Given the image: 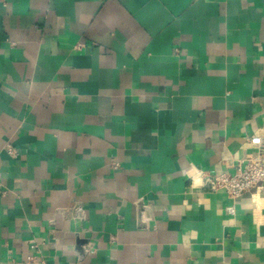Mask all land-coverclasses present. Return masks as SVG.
<instances>
[{"label": "crops", "instance_id": "0c3cea01", "mask_svg": "<svg viewBox=\"0 0 264 264\" xmlns=\"http://www.w3.org/2000/svg\"><path fill=\"white\" fill-rule=\"evenodd\" d=\"M263 131L264 0H0V264H264Z\"/></svg>", "mask_w": 264, "mask_h": 264}, {"label": "built area", "instance_id": "2783aa9c", "mask_svg": "<svg viewBox=\"0 0 264 264\" xmlns=\"http://www.w3.org/2000/svg\"><path fill=\"white\" fill-rule=\"evenodd\" d=\"M248 144L252 151L236 164H231V170L220 174L201 178L202 185L210 191L222 190L234 204L244 194L261 191L264 193V131L259 136H248ZM12 147L8 153H14ZM233 210V206L229 207Z\"/></svg>", "mask_w": 264, "mask_h": 264}]
</instances>
